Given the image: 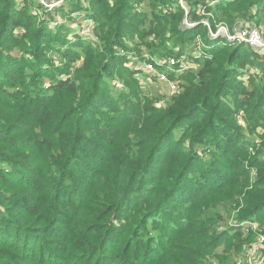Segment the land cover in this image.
I'll list each match as a JSON object with an SVG mask.
<instances>
[{
	"label": "trees",
	"instance_id": "16d2710c",
	"mask_svg": "<svg viewBox=\"0 0 264 264\" xmlns=\"http://www.w3.org/2000/svg\"><path fill=\"white\" fill-rule=\"evenodd\" d=\"M185 1L188 10L179 0H90L92 8L68 0V12L85 11L94 21L100 44L77 33L81 55L59 52L81 65L59 67L48 54L67 38L50 21L53 10L67 13L64 6L38 17L29 6L0 0V264H220L211 254L245 235L243 227L218 230L224 213L243 206L237 217L243 222L264 209V160L246 165V143L247 150L238 145L242 151L228 155L237 114L256 116L264 105V74L249 77L250 88L240 78L251 67L264 73V54L221 45L209 34L221 22L233 30L240 20L260 24L264 0H226L223 7ZM135 35L160 55H171L170 45L196 47L197 36L212 45L167 107L113 90L112 78L125 70L120 53L135 47ZM216 144L229 148L219 160ZM206 154L212 157L203 160ZM201 161L204 170L194 175ZM228 166L241 180L237 192L228 193ZM252 168L259 177L245 192ZM169 218L181 220L180 227Z\"/></svg>",
	"mask_w": 264,
	"mask_h": 264
},
{
	"label": "rangeland",
	"instance_id": "374dc122",
	"mask_svg": "<svg viewBox=\"0 0 264 264\" xmlns=\"http://www.w3.org/2000/svg\"><path fill=\"white\" fill-rule=\"evenodd\" d=\"M15 1L17 5L19 6H29L31 8V11L34 14L38 15V17L41 15L40 12L42 13L49 12V11H52V9L54 8L58 10L64 6L65 8L64 11H67L69 9V5L66 4L68 0H49V1L47 0H15ZM53 1L58 2V4L54 8H50L48 10L47 8L48 5L52 6ZM81 1L83 5L87 7L91 6L92 8V4L89 2L90 0H86V1L81 0ZM206 1H209V2L215 1L213 2V6L215 5V6H220V7H223V4L226 2V0H206ZM179 2L180 4L183 3L185 5V10H188L185 0H179ZM147 4L148 3H143V5H139V6L136 5V10H141V9L143 10L144 8L147 7ZM52 13H53L54 18L51 19L50 26L52 27V29H56V28L58 29L61 26L65 30L67 41H65L64 43L62 42L57 43L56 46L58 48L55 49L56 51L54 50L53 53H49L48 57L50 58V60H52L56 64V66H59V67L65 65L66 63L70 64V62H72L73 65H76V66L81 65V62H82L81 59L79 58L71 59L70 56L69 57L65 56L64 54L60 53L59 50L62 48L68 49V50L72 49L74 52H76L77 56L81 55L82 50L76 49L74 45L77 43L78 38H80L77 33H80L81 36H84L87 40L91 41L95 45H99L100 44L99 39L94 34V30H95L93 28L94 21L90 18L88 13L85 11H76L74 13H72L71 11L69 12L67 11V13L65 12L64 14H62L61 12H57L56 10H53ZM140 13L142 14L143 12H140ZM50 15H51L50 13H46V17H49ZM214 16L215 15H213L212 12L210 14L209 13L206 14V17L208 18L214 17ZM240 21H243L239 23L241 25L239 26V24H236L239 27L235 26L234 29L235 28L241 29L243 27H248V26H251V27L256 26L261 31L263 42H264V18L260 24H257L256 21H253V22L251 21V23H247V24L245 23V20H240ZM218 27L220 29H218ZM65 28L66 29L68 28L67 30L69 31H66ZM232 28L233 27H231L230 24L226 22H221V23H218L216 30H212V31L214 34L217 33L219 30H222V32L226 33V32H232L233 30ZM189 29H192V28H189ZM91 31H92V34L90 33ZM87 32H89V34L84 35ZM20 33L21 35L23 34L21 29L16 30V34L20 35ZM87 35H93V36L92 38H89ZM199 39L201 40V38L197 36L195 40L199 41ZM211 39L213 40V42L215 40L222 39V41L220 42L221 45H225V43H227L224 37L222 36V34L218 35L217 37H211ZM134 40H135L134 41L135 47L131 46L130 52L122 51L120 53L121 54L120 56L123 57L124 55L125 57L124 65H122L123 66L122 69H125V70L120 72V74L114 75V77L112 78L114 79L113 80L114 81L113 90L116 92H121V93H124L125 91L132 95L136 92H139L138 96L136 97L134 96L136 99L138 98L144 99V97H148L149 99L153 100L156 107H165V106L167 107L168 104L172 101V98L179 96L183 92H185L187 86L191 84V78L193 77V75H196L200 70L201 66L199 64L200 63L199 61L210 56L209 51L212 48V45L206 44V43H203V41H200V46H201L202 51L199 55H196L197 51L195 50V47L187 46L186 49L183 50V48L180 46H177L176 48L173 45H170L169 48L172 51L171 52L172 54L169 55L170 52H167V54L160 55V54H153L152 52L153 49L149 48L150 43L148 42V40L146 41L148 42V44L144 43L142 38H140V35H135ZM246 46L249 47L248 45ZM256 51H258L261 54L262 53L264 54V49H256ZM170 57L171 58L177 57L180 59L185 57L183 58L184 61H187V62L190 61L196 64L195 67H192L180 74H173V72H171L170 78L172 80H177L181 84L180 91L173 96L169 95V92H170L169 84L163 81H160L157 78V76H151L150 74L144 73L140 69L141 66L150 59H154V58L155 59H160V58L165 59V58H170ZM259 72H262V75L264 74L263 70H260L259 68L251 67L250 69L247 70V72L244 75L242 74L240 78L243 80V82L245 81V83L247 84V87L250 88L251 86H253V84L249 83V77L258 76L259 78L261 77L262 79V75L260 76ZM135 81L137 83H135ZM5 100L11 101L10 98L8 99L5 98ZM163 101L165 105L163 104ZM263 108H264V105L257 109L258 115L256 114V116H251L250 113H248V111L241 110L237 114V118L234 120V123H237L238 126H240V128L238 129L239 130L238 133L235 134L236 144L233 145L234 147L232 146L234 150L231 149V152L228 155L232 156V153L234 154L235 152H241L246 147L244 146L245 143L249 144L248 153L250 156L248 160L245 161L246 165L251 164L255 158L260 157L261 160H264V113H262L263 116H260L261 115L260 112H263L262 111ZM2 109L3 108L0 105V113ZM179 133H180V130L177 131V134ZM228 134H229V139L233 138L231 136L233 135L231 132H228ZM241 142H243V145L241 144ZM238 145H241L240 148L242 150L236 148L238 147ZM224 148L229 149L228 146L226 145L219 147V144H216L214 146L215 151L213 153V156L216 157L217 160H219V153H221L219 151H221ZM31 150L32 148L27 149V151H30V152ZM245 150L247 149H244L243 151ZM210 157H212V154H206L203 156L202 159L206 160ZM201 163L202 164H200L199 162L198 165L197 163L195 164V167L197 170L193 172L194 175L196 173L202 174L204 170V163L203 161H201ZM221 163L224 164V161H222ZM198 168H199V171H198ZM233 172H234L233 168L231 169L228 166L225 174H227L231 178V175ZM194 175L190 173L191 177H195ZM248 177H249L250 186L245 189V192L253 189V185L256 183L259 177V171L257 170V168H252L251 173L248 175ZM240 184H241V180H239V177L237 175L233 176L231 178V184L227 188L229 191L228 193L239 191ZM96 192L104 193L102 189H96ZM224 197L227 199V194H224ZM99 200L102 201V203L104 204H111L110 200H108L104 196ZM204 203L206 205L212 204L211 200L204 202ZM93 206L97 207L95 204H93ZM174 207H175L174 210L182 211V209H184L183 206H180L179 204H175ZM231 209L232 210L230 211V213H224V218H223L224 221H222L221 224L218 225V230H221L222 232V231H230L232 228L233 229L236 228L237 230H242L244 228L245 235L241 240L240 239L233 240L231 244H227L224 242L214 252V256L213 254H211L212 258L209 257V260L212 263H214L215 261L216 263H220V264H264V242L263 243L260 242V237L261 236L264 237V209L258 212L250 220H245L243 222H241L240 220H237V217L240 211L244 209V207L242 206L238 208V207L232 206ZM225 210H228V209H225ZM210 212L211 210L208 209L207 213H210ZM170 221H172L173 227H180L181 220L176 221V220L170 219ZM239 222L240 224H238ZM208 225L212 227L211 224H208ZM240 227H243V228L241 229ZM155 233L157 235L159 232H155ZM165 235L168 237L169 232L167 231ZM226 238L227 237L224 236L223 240ZM253 247H259V250L252 251V259H250L248 254L251 252L250 249H252Z\"/></svg>",
	"mask_w": 264,
	"mask_h": 264
},
{
	"label": "built area",
	"instance_id": "2783aa9c",
	"mask_svg": "<svg viewBox=\"0 0 264 264\" xmlns=\"http://www.w3.org/2000/svg\"><path fill=\"white\" fill-rule=\"evenodd\" d=\"M213 2H210L211 6L213 5ZM52 3L53 5L52 6L48 5L47 8H53L58 4V2H55V1H53ZM182 5L185 8V5L183 3ZM200 12H201V15L203 14L206 15V12L203 9H201ZM205 24L209 26L208 22H205ZM186 26L188 28H194L196 24L186 21ZM93 28H94V24H93ZM218 29L220 28L218 27ZM237 29L232 30V32H226V33L222 32V30H219L217 33L214 34L211 27L209 26V34H210V37H217L218 35L222 34L226 42L239 43V44L245 43V45H248L249 47L254 48V49H264L262 33L256 26H252V27L248 26V27H243L241 29L239 28ZM90 33L92 34V31ZM86 34H89V32L85 33L84 35ZM87 36L89 38H92L93 35H87ZM200 41L202 40L199 39V41H197V45L195 47V50L197 51L196 55H199L202 51L201 46H200ZM183 58L180 59L177 57L176 58L170 57V58H165V59L164 58L150 59L147 62H145L141 66L140 69L144 73L150 74L151 76H157V78L160 81H163L169 84V88H170L169 95L173 96L180 91L181 84L177 80H172L170 78L171 72H173V74H180L196 66L195 63L190 62V61H189L190 63L187 61H184ZM163 104L165 105L164 101H163ZM260 242L261 243L264 242L263 236L260 237ZM250 250L251 252L248 254V256L250 259H252V251H258L259 247H253Z\"/></svg>",
	"mask_w": 264,
	"mask_h": 264
},
{
	"label": "water",
	"instance_id": "95a60500",
	"mask_svg": "<svg viewBox=\"0 0 264 264\" xmlns=\"http://www.w3.org/2000/svg\"><path fill=\"white\" fill-rule=\"evenodd\" d=\"M242 45H244L245 43H241Z\"/></svg>",
	"mask_w": 264,
	"mask_h": 264
}]
</instances>
